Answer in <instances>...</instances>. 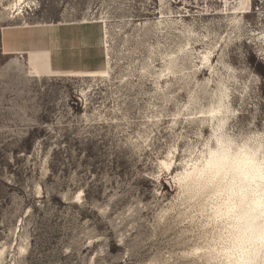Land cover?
<instances>
[{
	"label": "rangeland",
	"instance_id": "rangeland-1",
	"mask_svg": "<svg viewBox=\"0 0 264 264\" xmlns=\"http://www.w3.org/2000/svg\"><path fill=\"white\" fill-rule=\"evenodd\" d=\"M263 74L264 0H0V264H264Z\"/></svg>",
	"mask_w": 264,
	"mask_h": 264
},
{
	"label": "bare ground",
	"instance_id": "bare-ground-1",
	"mask_svg": "<svg viewBox=\"0 0 264 264\" xmlns=\"http://www.w3.org/2000/svg\"><path fill=\"white\" fill-rule=\"evenodd\" d=\"M227 162H228V158L225 155H223L218 157V159L215 162L211 163V167H215L218 169L217 172L218 176H220V178L225 180L227 179L226 177L228 176V171H229V169H227L226 166ZM239 162L240 164L238 165L242 168V170H244V174L242 176L243 179H241L244 185L247 183L249 186L252 187L257 180L256 177L258 176L262 180H264V168L258 165L255 156L248 155L246 157H243ZM257 204H261V202H258ZM243 242H244L243 239L239 240L237 243V247L240 246Z\"/></svg>",
	"mask_w": 264,
	"mask_h": 264
},
{
	"label": "trees",
	"instance_id": "trees-1",
	"mask_svg": "<svg viewBox=\"0 0 264 264\" xmlns=\"http://www.w3.org/2000/svg\"><path fill=\"white\" fill-rule=\"evenodd\" d=\"M263 77H264V74H263Z\"/></svg>",
	"mask_w": 264,
	"mask_h": 264
}]
</instances>
